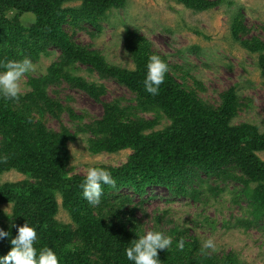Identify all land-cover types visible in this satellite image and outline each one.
<instances>
[{
  "label": "trees",
  "instance_id": "obj_1",
  "mask_svg": "<svg viewBox=\"0 0 264 264\" xmlns=\"http://www.w3.org/2000/svg\"><path fill=\"white\" fill-rule=\"evenodd\" d=\"M176 1L194 12L208 11L220 4L212 0ZM74 2L81 5L65 7ZM126 2L0 0V60L28 57L36 62L41 56H49L50 48L62 52V61L51 65L47 75L30 79L32 92L20 94L15 101L0 98V174L16 171L26 177L21 182L0 185V229L10 233L0 239V256L10 251L17 227L27 220L37 229L36 246L51 248L59 264H131L124 249L138 238L141 227L131 195L142 198L148 189L163 188L198 202L199 189L206 184L204 177L235 186V196L243 198L251 215L249 221L246 212V218L237 221L238 225L248 229L264 220V162L258 156L264 152V133L250 123H232L239 108L233 93L224 97L220 109H212L168 72L158 94L147 93L143 86L145 65L153 54L149 42L136 34H129L126 39L134 70L112 66L100 53L72 42L68 23L99 28L108 12L123 9ZM13 11L21 17L30 14L34 20L24 26L19 16L8 18ZM241 31L244 29L237 20L233 36L238 38ZM241 44L263 54L259 67L264 76V44L257 39ZM78 65L128 88L136 95L137 105H108L101 120L83 129L78 127L75 133L66 128L61 132L49 130L42 121L44 115L56 117L63 111L60 103L48 97L50 86L64 81L96 101L105 92L103 86L77 76ZM136 111L154 113L155 117L146 120L138 117ZM34 113L41 115V120L36 121ZM71 115L76 117L73 111ZM164 115L171 120V126L156 130ZM85 132L95 136L88 141L93 155L133 152L125 164L103 167L110 171L116 184L103 186L97 206L89 205L82 196L80 184L85 176H68V144ZM59 198L71 223L57 219ZM6 205L12 207L10 214L1 208ZM167 236L173 238V244L168 250H158L161 264H238L231 254L223 260L202 251L197 237L187 229L175 226ZM180 238L185 242L182 250L176 247Z\"/></svg>",
  "mask_w": 264,
  "mask_h": 264
},
{
  "label": "rangeland",
  "instance_id": "obj_2",
  "mask_svg": "<svg viewBox=\"0 0 264 264\" xmlns=\"http://www.w3.org/2000/svg\"><path fill=\"white\" fill-rule=\"evenodd\" d=\"M212 1H219L220 4L208 11L194 12L176 0H127L123 9L108 12L99 28L72 22L66 28L77 46L100 53L112 66L129 70L133 69L125 63L134 62L126 49V39L129 34L144 37L152 54L167 63L168 73L186 90L216 110L223 106L224 97L233 93L239 108L232 123H250L264 133V76L259 67L262 53L253 52L241 44L242 41L255 39L264 44V0ZM80 5V2H74L65 7ZM15 15L19 16L24 26L31 25L34 20L30 14L21 17L15 11L8 18ZM237 20L244 29L238 38L233 36V25ZM48 52L49 56H41L38 61L32 62L34 71L23 77L21 95L32 92L29 85L31 78L47 75L51 65L62 61L60 50L50 48ZM77 76L103 86L104 94L96 101L64 81L50 86L48 97L60 103L63 111L56 117L44 115L42 121L49 130L61 132L66 128L75 133L78 127L83 129L85 125L101 120L108 105L117 103L125 108L135 107L138 103L136 95L128 88L113 78L90 73L87 66L78 65ZM71 111L76 117L71 115ZM136 114L146 120L155 117L154 113L136 111ZM34 118L39 121L41 115L34 113ZM171 124V120L164 115L156 130L167 129ZM92 137L95 138L90 132L79 133L74 142H69V177L85 176L88 166H121L133 154L124 150L117 154L93 155L89 152L88 142ZM73 148L76 151L72 152ZM258 156L264 162V152L258 153ZM25 178L16 171L5 172L0 174V185L21 182ZM204 179L206 184L199 189L198 202L163 188L148 189L142 198L132 194L135 217L141 225L140 234L160 231L170 235V231L177 226L196 236L201 248L204 239H213L216 250L205 249L208 254L223 260L231 254L238 264H264V220L253 223L248 229L238 225L237 221L246 218L248 205L242 201L243 198L235 196V186L227 181ZM61 201L59 198L57 219L65 224L71 223L72 219L61 206ZM8 206L1 208L10 214L12 207L7 209ZM248 217L251 221V215L248 214Z\"/></svg>",
  "mask_w": 264,
  "mask_h": 264
},
{
  "label": "clouds",
  "instance_id": "obj_3",
  "mask_svg": "<svg viewBox=\"0 0 264 264\" xmlns=\"http://www.w3.org/2000/svg\"><path fill=\"white\" fill-rule=\"evenodd\" d=\"M125 64H129L133 70L135 69V65L131 62ZM145 68L144 90L149 94L156 95L164 83L165 74L169 70L168 65L160 56L153 54L148 57ZM32 71H34V64L28 57L21 60H0V98L6 101L18 100L22 92V79ZM73 150L75 149L73 148L72 152ZM82 154L87 155V153ZM115 184L116 180L106 168L88 166L80 188L87 203L97 206L101 203L103 186L115 187ZM10 207L9 205L7 209ZM16 231L17 234L10 240L12 245L10 251L4 256H0V264H59L57 254L51 248L36 246L38 243L37 229L31 226L27 220L23 226L17 227ZM9 235V232L0 229V239ZM137 237L124 249L125 257L131 264H161L158 259V250H168L173 244V238L160 231H146ZM184 243V239L180 238L176 242V247L182 250ZM205 249L216 250L213 239L203 240L202 251Z\"/></svg>",
  "mask_w": 264,
  "mask_h": 264
}]
</instances>
